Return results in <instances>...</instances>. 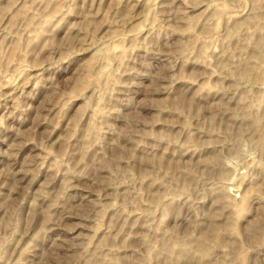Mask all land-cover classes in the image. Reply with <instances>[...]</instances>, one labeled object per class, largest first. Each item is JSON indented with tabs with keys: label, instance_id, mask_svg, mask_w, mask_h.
<instances>
[{
	"label": "rangeland",
	"instance_id": "rangeland-1",
	"mask_svg": "<svg viewBox=\"0 0 264 264\" xmlns=\"http://www.w3.org/2000/svg\"><path fill=\"white\" fill-rule=\"evenodd\" d=\"M263 37L264 0H0V264H264Z\"/></svg>",
	"mask_w": 264,
	"mask_h": 264
},
{
	"label": "bare ground",
	"instance_id": "bare-ground-1",
	"mask_svg": "<svg viewBox=\"0 0 264 264\" xmlns=\"http://www.w3.org/2000/svg\"><path fill=\"white\" fill-rule=\"evenodd\" d=\"M250 20H251V19H250ZM253 20H254V19H253ZM254 21H256V20H254ZM235 22H236V21H235ZM249 22H250V21H249ZM251 22H252V21H251ZM245 23H246V22H245ZM253 23H256V22H253ZM235 26H236V25H235ZM238 26H239V24H238ZM241 26H243V25H241ZM241 26H239V27H241ZM251 26H253V25H251ZM243 29H244V28H243ZM260 29H261V28H260ZM260 29H259V30H260ZM234 31H235V30H234ZM248 34H249V33H248ZM232 35H233V34H232ZM250 35H251V34H250ZM263 38H264V37H263ZM260 39H261V38H260ZM263 45H264V40H260V41L256 44V47H258V49L261 47V49H262ZM180 47H181V46H180ZM263 48H264V47H263ZM249 49H250V48H249ZM252 49H253V48H252ZM258 49H257V50H258ZM261 49H260V50H261ZM98 50H99V49H98ZM260 50H259V51H260ZM262 50H263V49H262ZM254 51H255V48H254ZM97 52H98V51H97ZM120 53H122V52H120ZM95 54H96V53H95ZM100 54H101V53H100ZM100 54H99V52H98V55H99V56H100ZM114 54H115V53H114ZM199 54H200V53H199ZM103 55H105V53H104ZM103 55H102V56H103ZM116 55H117V54H116ZM254 55H255V54H254ZM262 55H263V54H262ZM95 56H96V55H95ZM95 56H94V57H95ZM99 56H98V59H99ZM255 56H257V55H255ZM258 57H259V56H258ZM95 58H97V57H95ZM100 58H101V57H100ZM102 58H103V57H102ZM93 60H94V59H93ZM95 60H96V59H95ZM95 60H94V61H95ZM104 60H105V59H104ZM100 61H101V60H100ZM261 61H262V60H261ZM96 62H97V60H96ZM101 62H102V61H101ZM114 62H115V61H114ZM92 63H93V61H92ZM92 63H91V64H92ZM252 64H253V63H252ZM92 65H93V64H92ZM90 67H91V66H90ZM261 67H262V66H261ZM91 68H92V67H91ZM260 69H261V68H260ZM92 70H93V69H92ZM237 70H238V69H237ZM237 70H236V71H237ZM102 71H103V70H102ZM259 71H260V70H259ZM100 72H101V71H100ZM240 72H241V71H240ZM256 72H257L256 67H254V66H245V67L242 69V73H241V77H242V78H241V79H243V80L245 79V80H246V79H248V78H251L250 76L255 75ZM89 73H90V70H89ZM91 74H92V73H91ZM258 74H259V73H258ZM263 75H264V74H263ZM87 76H89V74H88ZM106 77H107V76H106ZM95 78H96V77H95ZM102 78H103V77H102ZM256 78H257V77H256ZM84 80H85V79H84ZM94 80H95V79H94ZM86 81H87V80H86ZM91 81H92V80H91ZM108 81H109V80H108ZM261 81H262V80H261ZM249 82H250V81H249ZM251 82H252V81H251ZM84 83H85V82H84ZM89 83H90V82H89ZM89 83H88V84H89ZM86 84H87V82H86ZM88 86H89V85H88ZM83 87H84V86H83ZM81 88H82V87H81ZM84 88H85V87H84ZM77 89H78V88H77ZM258 102H259V101H258ZM257 108H258V107H257ZM263 115H264V113H263ZM246 116H247V115H246ZM262 117H263V116H262ZM262 119H264V118H262ZM262 119H261V120H262ZM261 120H260L259 118H257V117H256V118L254 117L253 120H250V121H251V124H250V125H251L252 128H254V130L257 131L260 135H264V123H263L264 121H261ZM245 124H246V123H245ZM252 128H251V130H252ZM255 134H256V133H255ZM259 134H257L258 137H259ZM261 137L263 138L264 136H261ZM262 138H261V139H262ZM258 139H260V138H258ZM256 140H257V139H256ZM262 140H263V139H262ZM258 141H259V140H258ZM240 142H242V141H240ZM243 142H244V141H243ZM245 142H246V141H245ZM260 145H261V143H260ZM263 145H264V144H263ZM258 146H259V144H258ZM259 147H262V145L259 146ZM257 150H258V149H257ZM217 159H218V158H217ZM214 162H215V161H214ZM221 188H222V187H221ZM224 191H225V190H224ZM236 209H237V208H236ZM239 210H240V209H239ZM213 226H214V225H212V227H213ZM216 228H217V227H216ZM214 229H215V228H214ZM210 231H212V230H210ZM210 231H209V232H210ZM213 231H214V230H213ZM217 232H218V231H217ZM217 232H216V233H217ZM214 233H215V231H214ZM214 233H213V234H214ZM216 233H215V234H216ZM211 234H212V232H211ZM216 235H218V234H216ZM216 235H215V236H216ZM219 235H220V234H219ZM219 235H218V237H219ZM210 236H211V235H210ZM215 236H213V237H215ZM218 237H216V238H218ZM207 238H208V237H207ZM202 239H203V238H202ZM205 239H206V238H205ZM213 239H214V238H213ZM211 240H212V239H211ZM219 240H220V239H219ZM201 241H202V240H201ZM204 241H205V240H204ZM180 242H181V241H180ZM186 242H187V241H186ZM215 242L218 243V241H216V239H215ZM215 242H214V243H215ZM183 243H184V242H183ZM190 243H191V242H190ZM204 243H205V242H204ZM216 243H215V244H216ZM177 244H178V246H176V248L180 251L179 253H186V252L188 251V249H186V248H189V245H188V247H185V246L179 245V243H177ZM171 245H172V244H171ZM171 245H170V246H171ZM174 245H176V244H173V245H172L174 248H173V247H172V248H171V247H170V248L168 247L167 249L165 248V250H163V249H164V248H163L162 251H165L166 254L168 253L167 255H169V254L172 255V254H173V251H174L173 249H175V246H174ZM161 246H163V245H161ZM190 246H191V245H190ZM166 247H167V245H166ZM147 248H148V247H147ZM200 248H201V246H200ZM202 248H204V247H202ZM204 249H205V248H204ZM204 249H203V250H204ZM209 249H210V248H209ZM205 250L207 251V249H205ZM162 251H161V252H162ZM206 251H204L203 254H206V253H205ZM174 252H175V251H174ZM177 252H178V251H177ZM188 252H189V251H188ZM188 252H187V254H188ZM147 253H148V252H147ZM171 253H172V254H171ZM201 253H202V252H201ZM207 253H208V252H207ZM160 254H161V253H160ZM175 254L178 255V253H176V252H175ZM208 254H209V253H208ZM158 255H159V254H158ZM158 255H157V256H158ZM170 255H169V256H170ZM180 255H181V254H180ZM183 255H185V254H182V256H183ZM237 255H238V254H237ZM149 256H150V255H149ZM155 256H156V255H155ZM159 256H160V255H159ZM161 256H162V255H161ZM178 256H179V255H178ZM182 256H181V257H182ZM238 256H239V255H238ZM241 256H243V255H241ZM172 257H173V256H172ZM172 257H171V259H172ZM244 257H245V256H244ZM244 257H242V258H244ZM148 258H150V257H148ZM148 258H147V259H148ZM236 258H237V257H236ZM153 259H154V258H153ZM163 259H164V258H163ZM169 259H170V257H169ZM175 259H176V257H175ZM151 260H152V259H151ZM166 260H167V259H166ZM166 260H165V261H166ZM172 260H174V257H173ZM240 260H241V257H240ZM240 260L238 259V261H239L241 264H244V263H245V262H243L242 260H241V261H240ZM147 261H148V260H147ZM177 261H178V259H176V263H177ZM149 262H150V260H149ZM166 262H167V261H166ZM171 262H172V261L170 260V262H168V263H169V264H172ZM174 262H175V260H174ZM237 263H238V262H237ZM240 263H239V264H240ZM166 264H167V263H166ZM173 264H175V263H173ZM196 264H197V262H196Z\"/></svg>",
	"mask_w": 264,
	"mask_h": 264
}]
</instances>
